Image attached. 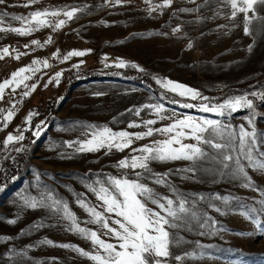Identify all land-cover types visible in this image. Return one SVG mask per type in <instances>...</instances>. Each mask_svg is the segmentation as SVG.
I'll return each instance as SVG.
<instances>
[{"label": "rangeland", "instance_id": "obj_1", "mask_svg": "<svg viewBox=\"0 0 264 264\" xmlns=\"http://www.w3.org/2000/svg\"><path fill=\"white\" fill-rule=\"evenodd\" d=\"M44 10L60 15L48 17L47 26L33 25L27 35L0 31V53L9 49L0 59V83L21 68L38 69L23 74L29 79L7 88L0 99V264H96L76 249L90 255L103 250L73 230L61 211L48 207V197L67 203L80 227L117 243L106 229L89 222L92 217L77 200L104 212L87 186L98 187L97 180L107 183L110 176L136 180L138 172L140 182L158 196L187 201L189 212L180 214V226L168 229L172 243L167 264H264V170L250 166L238 137L229 141L209 130L205 138L231 146L218 150L201 142L202 157L150 160V172L118 167L120 161L140 156L144 146L168 139L169 134L157 130L186 116L220 121L236 133L241 125L249 131L255 127L253 157L264 160V4L248 13L255 16L250 34L244 32L245 15L231 18L226 0H172L170 5L165 0H4L0 26L26 27L14 17ZM72 10V18L63 15ZM59 20L65 24L57 29ZM74 50L86 55L63 59ZM36 60H47L49 67L34 65ZM120 60L124 67L117 66ZM57 73H62L58 81ZM167 80L200 96H180L157 82ZM237 96L253 100V109L225 110L221 116L200 108ZM9 110L14 112L10 121L5 119ZM149 120L155 123L146 124ZM104 127L132 134L131 145L78 151L93 129ZM149 128L151 136L136 137ZM10 134L24 139L5 145ZM183 143L197 142L186 137ZM226 154L233 161H224ZM236 157L250 182L236 172ZM153 174L163 175L166 183L156 184ZM24 198L37 207L27 206Z\"/></svg>", "mask_w": 264, "mask_h": 264}, {"label": "snow or ice", "instance_id": "obj_2", "mask_svg": "<svg viewBox=\"0 0 264 264\" xmlns=\"http://www.w3.org/2000/svg\"><path fill=\"white\" fill-rule=\"evenodd\" d=\"M4 0H0L3 3ZM36 0H29V3H35ZM119 3V0H117ZM172 0H165V3L170 5ZM230 5L231 18L235 19L239 13L245 15V34H250L249 25L255 16H248L249 12H255V5L257 3L264 4V0H226ZM27 6V5H25ZM76 10L66 11L63 15L67 18H72L75 15ZM60 13L57 11L49 12L35 11L30 14L29 17H14V19L21 21L26 27H16V28H5L0 26V31H12L21 35H27L34 30L35 26H47L49 24L48 17H57ZM3 21L0 20V25ZM65 24V20H59L55 23L54 27L59 29ZM49 42H51L49 40ZM33 44L39 45V41H33ZM9 54V49L4 48L2 53H0V59L4 55ZM86 52L84 51H72L64 56V60H68L72 56H84ZM17 58H19L17 56ZM34 65L43 64L44 67H49L48 61H33ZM118 67H124L125 62L120 60L117 64ZM135 67V65H133ZM38 69L34 67H25L19 69L17 72L11 75L10 79H6L0 83V99H3L4 92L7 88L16 84L19 86L25 80L29 79L27 75H23L28 72H35ZM62 73H57L55 79L59 80ZM19 78V81L17 80ZM162 83V86L168 88L173 92H178L180 96L190 95L192 99H196L200 96L197 90L188 88L185 85L175 83L171 80ZM33 86V90H34ZM14 90V89H13ZM29 92H24V95H29ZM252 96H256L257 93H251ZM204 99H207L206 97ZM260 99L264 100V94L260 95ZM159 112L162 106H153ZM183 107L189 108L193 107L191 104H184ZM253 100L249 99L247 96H237L225 100L222 104L210 107L207 104H202L200 106L202 111L205 112H217L219 115L223 116L225 110L229 112H235L239 109H253ZM14 109V105H13ZM14 115L13 110H9L5 117L6 120L10 121ZM32 114L26 118L27 121H31ZM155 121L149 120L146 124H154ZM249 124H253L252 119L248 120ZM135 126V125H132ZM185 130H188L187 132ZM210 134H215L221 139L227 138L229 141L239 138V149L245 150V159L249 161L250 166L258 168L259 170H264V160L254 159L253 152L257 148V132L255 127L251 131L244 128L243 125L240 126V130L236 133L233 130H226L220 121L205 119L202 122H198L191 116H186L184 119L176 120L171 125L164 127L163 129H158L157 131L163 134H169V138L163 141H158L155 146H144L139 149L141 152L140 156H134L131 160H122L119 162L118 167L120 168H132V169H142L145 172H150L149 161L150 160H196L204 155L201 147L198 145L202 142L209 144L211 147L218 150H222L226 147H230L229 144L213 142L212 139H207L204 133L209 132ZM153 134V129L149 128L145 133L135 134L137 138H142L144 136H151ZM36 136L40 135L39 128L35 132ZM131 135L128 132H113L111 129L104 127L102 129H93L91 131V139L82 143L78 151H96L101 147H116L119 150H123L125 147H129L132 143ZM190 137L194 139L196 144H185L183 139ZM23 135L13 136L8 135L5 140V145L19 142L23 140ZM178 145V147H174ZM23 149H17V151H22ZM264 155V154H262ZM234 157L231 154H226L223 157L224 161H233ZM236 172L242 176L246 181L250 182V177H248L244 166L241 164L239 157L235 158ZM224 167H229L228 163L224 164ZM191 170V169H189ZM141 173H137L136 180H130L126 177L116 178L107 177V183L97 180L96 184L98 187L93 185H88L89 191H91L100 202V207L104 209V212L98 211L96 206H90L84 199H78L77 203L81 208H84L92 217L89 221L90 223L99 224L103 229L107 230V233L114 237L117 243L106 242L101 239L96 231L85 229L79 226L76 222L75 214L69 209L67 203H63L61 200H56L51 197L48 199L52 200V203L47 205L57 211H61L63 216L72 222L73 230L78 233L85 235L88 239L92 241L93 244L97 245L99 249L103 250L104 254L97 252L95 255H90L88 252L82 249H76L81 252L84 256H90V259L95 261L96 264H167V258L170 257V244L172 240L170 239L169 228H178L181 220V215L183 213H188L189 208L186 207L187 201L180 199L178 202L174 201L169 197H160L158 194L154 193L153 189L144 183H141L139 177ZM156 184H164L166 180L163 175H155L151 177ZM245 187L250 186V183H245ZM173 191H175L173 189ZM151 202L157 205L158 210L148 207L147 202ZM24 203L32 208L37 207V202L24 198ZM264 203V201H261ZM41 206H45L41 203ZM219 211L220 209H216ZM247 215V214H245ZM112 220V224H109V220ZM9 223H15V221H9ZM257 223H259L257 221ZM115 225V226H112ZM45 243L51 244L52 241H45ZM61 247H72L71 245H60ZM176 260H181L182 257L176 256Z\"/></svg>", "mask_w": 264, "mask_h": 264}, {"label": "trees", "instance_id": "obj_3", "mask_svg": "<svg viewBox=\"0 0 264 264\" xmlns=\"http://www.w3.org/2000/svg\"><path fill=\"white\" fill-rule=\"evenodd\" d=\"M92 74V73H91ZM93 75V74H92ZM97 75H99V74H95L94 76H97Z\"/></svg>", "mask_w": 264, "mask_h": 264}]
</instances>
